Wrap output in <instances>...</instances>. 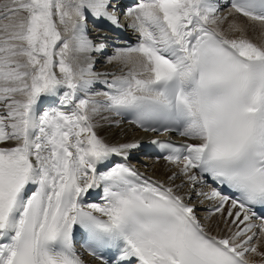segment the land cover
<instances>
[{
	"label": "snow or ice",
	"instance_id": "1",
	"mask_svg": "<svg viewBox=\"0 0 264 264\" xmlns=\"http://www.w3.org/2000/svg\"><path fill=\"white\" fill-rule=\"evenodd\" d=\"M89 21L136 41L108 54ZM125 120L180 138L151 141L164 180L129 163L138 140L101 134ZM256 257L264 0H0V264Z\"/></svg>",
	"mask_w": 264,
	"mask_h": 264
},
{
	"label": "bare ground",
	"instance_id": "2",
	"mask_svg": "<svg viewBox=\"0 0 264 264\" xmlns=\"http://www.w3.org/2000/svg\"><path fill=\"white\" fill-rule=\"evenodd\" d=\"M89 32H90V35H92L93 37H96L97 35L104 36V35L109 34L107 30L96 29L95 27L94 28L89 27ZM112 51L113 50H109L108 54H111ZM104 68H108L109 70H112V66L107 65L104 61V58L101 57L100 63L97 65V69L99 70V69H104ZM96 87L97 89H99L101 88V85H96ZM101 134L107 136V138L113 142L117 140L123 142L127 140H132V139L142 141V140H146L148 138L150 139L153 137V135L139 132L132 125L128 123H124V122L121 128L106 130L105 132H102ZM114 160H117V157L114 158ZM130 160H132L133 165H135L139 170L146 172L149 176L155 179H160V180L165 179V176H164L165 162L163 160L152 158V157H147L143 155L137 156L136 158L131 157ZM96 195L97 194H94L93 197L91 198L92 202L95 200L94 197ZM199 214L203 216L202 211ZM255 260L256 262L260 263L259 257H256ZM92 263L97 264V262L95 261H93Z\"/></svg>",
	"mask_w": 264,
	"mask_h": 264
}]
</instances>
